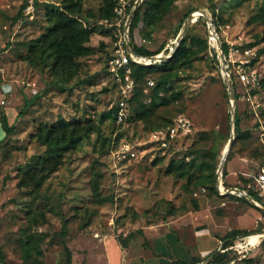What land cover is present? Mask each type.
<instances>
[{
	"label": "rangeland",
	"instance_id": "1",
	"mask_svg": "<svg viewBox=\"0 0 264 264\" xmlns=\"http://www.w3.org/2000/svg\"><path fill=\"white\" fill-rule=\"evenodd\" d=\"M113 1L110 20L98 17L100 0L79 3L76 17L88 31L85 46L89 51L76 58L75 72L62 81V77L52 73L50 66L24 59L28 51L32 52L31 44L49 25L44 5L58 4L60 0L37 2L32 19L18 14L23 0H0V98L4 100L0 110L7 116L8 124L13 125L9 135H5L0 126V250L6 264H65L66 246L76 243L79 233L118 234L116 226L121 225L130 231L129 236H136L140 226L160 221L163 212L176 201L183 207H194L199 202L220 197L210 193L205 185L195 186L193 178L187 180L176 171L166 170L171 159L183 158L185 162L193 159L196 165L193 171L200 174L202 169L195 171V168L201 160L219 156L221 160L232 126L219 62L214 61L208 50L192 58L172 79L171 90L178 93L176 99L148 111L150 114L145 120H137L135 110H147L156 99L154 86L160 72H151L138 87L137 99L126 104V118H131L124 124H116L113 116L106 113L115 104V85L108 73L114 22L117 21L115 8L119 6L118 0ZM135 2L124 0L122 22L126 23ZM192 8H195L192 16L196 18L182 36L207 38L205 16L213 19L211 23L219 41L236 47L238 52L234 58L247 60L264 82V0H175L149 37L140 34V29L142 32L147 29L140 23L132 31V41L149 50L161 47L162 51L175 31L180 32ZM198 10L205 15L200 16L201 19L197 16ZM244 50H249L248 54ZM233 82L235 91L240 92L241 84L236 79ZM34 94L39 97L19 116L17 113L24 100ZM233 102V110L240 119L239 128L248 131L249 136L235 141L224 166L223 181L238 186L257 166L264 165V99L256 111L247 101ZM180 114L190 120V132L187 136L180 135L170 151L163 152L156 144L147 142L152 130L164 127ZM60 117L81 119L92 129L73 150L64 154L54 171L43 177L38 173L31 176L34 166L44 157V147L35 134L39 126ZM116 133L139 150L134 158L120 162L111 160L102 141ZM201 188L205 192L194 196ZM235 199L229 196L227 201ZM253 209L256 213L246 216L249 223L259 213ZM84 220L89 221L87 226L82 225ZM62 224H65L64 236L59 235ZM84 227L88 228L83 230ZM249 230L256 232L260 228ZM30 239L35 249L29 260H23V244ZM36 249H40L41 254H37ZM250 253L255 254L258 264H264V247Z\"/></svg>",
	"mask_w": 264,
	"mask_h": 264
},
{
	"label": "trees",
	"instance_id": "2",
	"mask_svg": "<svg viewBox=\"0 0 264 264\" xmlns=\"http://www.w3.org/2000/svg\"><path fill=\"white\" fill-rule=\"evenodd\" d=\"M174 1L175 0L140 1L139 5L134 11V14L131 17L127 30L128 43L134 53L145 56H154L155 54H158L161 51V47L157 48L156 50H149L142 44H135L132 41V31L141 23L147 29L143 32L140 29V34L149 37L152 28L155 27L156 24L166 15V13L170 9L171 4ZM80 2L81 0H60L58 4H45L44 14L49 25L31 44L29 50H32V52L28 51L24 57L25 60H30L33 63L36 62V64H42L46 67L50 66V70L52 71V73H55L58 76L62 77V81L69 79L75 72L77 64L76 58L87 55L89 51V49L85 46V43L88 41V31L82 25L80 20L76 17L78 12L80 11ZM100 2L101 7L99 9L98 17L101 19L110 20L113 15L112 9L114 1L100 0ZM24 3L25 0H23V2L21 3L18 12L19 16L21 17L24 16ZM194 9L195 8L190 9L187 13L193 11ZM198 19H201V17L199 16ZM211 20L213 22V19ZM177 32L178 29L173 34L172 40L175 39ZM221 46L224 51L226 49L225 43L222 42ZM207 50L212 53L214 61L218 64L214 49L208 46L207 38L201 39L197 36H188L187 34H184L180 38L176 48L174 49L169 58L161 59L149 65L130 63V76L133 80V94L127 101L129 104L132 103L135 99H137L138 87L140 88L143 82H146V77L153 71L160 72V76L157 78L154 86L155 93L157 94L156 99L151 102L147 110L143 108L136 109L134 112V119L145 120V118L150 114L149 112H151L153 109L162 105H166L170 101L175 100L176 95L178 93L171 90L172 79H174V76L177 74L179 69L189 64L192 58L198 57L201 52ZM163 53L167 54L168 50L165 49ZM110 57L111 56H109V58ZM108 73H110V75L112 76L109 70ZM112 79L115 85V104L112 105L106 113L108 115L110 114L114 116V113L116 111V103L119 100V91L118 83L114 80L113 76ZM232 85L234 98H237V92L235 91V85L233 80ZM261 87H264L263 81L261 82ZM169 91L171 92L168 95L167 93H169ZM159 92H164L168 96H166L165 94L159 95ZM37 97L39 96L34 94L30 98L25 99L22 107L19 109L17 114L19 116L22 115L25 112L26 108L31 103H33V101ZM129 118L131 117L129 116L128 118H126V121L129 120ZM174 118L169 120L163 126L169 127L172 124ZM239 123L240 119L234 111L233 140L226 154V158L223 162V166L221 169L222 184L226 188H229L231 186L225 184L223 181V173H225V163L229 159V155L235 144V141L237 139H244L249 136L248 131L240 130ZM0 126L4 131L5 135H9L12 133L13 125L8 124L6 115L2 110H0ZM90 129H92V127L86 126L81 119L74 118L67 120L62 117L58 118L56 121H53L51 123H44L39 126L35 137L39 144L44 147V157H42L34 166L35 169L33 168L34 170L32 171L31 176L36 175L38 173L39 177H43V175H45L46 173L54 171L60 165L64 154L73 150L80 143L82 137L88 134ZM184 136H187V134ZM121 139V134L117 133L114 136L110 135L108 138H103L102 145H105V151L108 152L111 147L121 142ZM175 143L176 142L171 143V145L167 148L158 147V149L163 150V152H168L174 147ZM134 149L136 153L139 152L138 149ZM191 153L193 152L189 151V154ZM219 161L220 156L218 158L211 157L208 161L201 160L195 168V171H198L199 168L202 169L200 170L201 173L198 174L193 171V168L196 166L194 165L193 159L187 162L183 161V158L177 161L171 159L168 162L166 170L167 172L176 171L178 176L186 177L187 180L193 178V184L195 186H197L198 184L205 185L210 190V193L218 195L216 191V170L218 168ZM258 167L259 166H257L256 169ZM246 181L247 178L245 177V179H243V183L238 185V187L243 188V185ZM96 195L98 196V192ZM98 201L102 202L104 201V198H98ZM195 207L196 205H194V208ZM88 222V220H84L82 225L87 226ZM86 228L88 227H84L83 230H85ZM259 228L260 230L264 228V221L262 227H258L257 230ZM246 234H248L247 230H232L224 237L225 241L223 243V248H226L229 245L233 244L235 241H237V236L242 237ZM59 235H65V224H62ZM74 235L70 239H72ZM260 246L264 247V236L261 237L258 240L256 246L249 250L247 253H240L230 249L218 251L215 252L205 264H232L236 261L240 262L241 264H258V261L254 258L255 254L251 255L250 252H253L255 248H259ZM66 247L68 254L66 257L65 264H68L70 263V249L68 245ZM34 249L35 248L32 245V239H30L29 241H25L22 249V259L29 260L31 251ZM35 252L37 254H41L40 249H36ZM33 261L36 262L39 260L33 258ZM0 264H6L3 259V253L1 252V250ZM191 264H195V262L193 261Z\"/></svg>",
	"mask_w": 264,
	"mask_h": 264
},
{
	"label": "crops",
	"instance_id": "3",
	"mask_svg": "<svg viewBox=\"0 0 264 264\" xmlns=\"http://www.w3.org/2000/svg\"><path fill=\"white\" fill-rule=\"evenodd\" d=\"M220 182L226 188L222 179ZM218 196L215 201L199 202L195 208L183 207L176 201L163 212L160 221L140 226L136 236H129L130 231L121 225L116 226L118 234L79 233L76 243L67 244L68 264H200L220 250L219 241L224 243V237L232 230L255 228L257 217L253 216L251 223L246 221L247 215L256 213L248 199L234 194ZM229 196L236 199L227 201Z\"/></svg>",
	"mask_w": 264,
	"mask_h": 264
},
{
	"label": "built area",
	"instance_id": "4",
	"mask_svg": "<svg viewBox=\"0 0 264 264\" xmlns=\"http://www.w3.org/2000/svg\"><path fill=\"white\" fill-rule=\"evenodd\" d=\"M41 0H25L23 6V14L29 19L33 18L35 6L37 2ZM119 6L115 8L117 21L113 32V49L111 57L108 60V70L111 72L114 80L118 83L119 100L116 103V111L114 113V121L116 124H124L126 121V104L127 100L131 97L133 92V80L130 76V63L149 65L159 61L157 56H162L165 49L168 50V55L175 46L174 39L158 54L154 56H145L134 53L130 46L126 47L128 42L127 26L122 22L120 14L122 12L124 0H118ZM208 26L207 43L209 47L214 49L216 58L220 66V75L225 84V89L229 93L227 82H231L236 79L242 86V90L237 92V98L233 101H247L252 110L256 111L263 105L264 99V87H261V77L257 72L249 66L247 60H241L234 58L237 54V48L232 47L230 42L225 41L226 49L223 51L221 41L214 26L212 29L209 28L211 23L206 20ZM210 29V30H209ZM249 50H244L245 54H248ZM151 83V82H148ZM233 92V85H232ZM234 96V95H233ZM4 104L3 98H0V105ZM234 104V102H233ZM191 122L190 120L180 114L176 116L169 127H160L152 130L149 133L147 142L156 144L160 148H167L171 143L178 140L181 135L184 136L190 132ZM113 143V142H112ZM109 155L113 162H120L125 159H132L136 155V151L133 146L122 140L118 144H115L109 149ZM247 181L244 183L243 188H224L221 187V172L217 175L216 173V190L218 194H234L238 197H244L250 201V203L256 207L259 211L258 216L255 220V229L259 227V223L264 221V165L259 166L252 173L246 176ZM205 192L204 188L194 192L193 195L198 197ZM264 229V228H263ZM262 229V230H263ZM248 234L239 237L237 241L223 248V243H220V250L226 249L234 250L237 252L247 253L249 250L254 248L258 243L259 237L251 239L252 236L259 234V232H251L247 230Z\"/></svg>",
	"mask_w": 264,
	"mask_h": 264
},
{
	"label": "water",
	"instance_id": "5",
	"mask_svg": "<svg viewBox=\"0 0 264 264\" xmlns=\"http://www.w3.org/2000/svg\"><path fill=\"white\" fill-rule=\"evenodd\" d=\"M140 1H141V0H136V2H135V6H134L133 9L131 10L130 14L127 16V19H126V26H127V27H128V24H129V22H130V19H131L132 15H133L134 10H135L136 6L139 4ZM193 11H194V10H193ZM193 11L189 12V14H188L186 20H185L184 23H183V26H182L180 32H179V33L177 34V36L175 37V39H174V41H175V46H174L173 50H172L168 55H165V56H163V55H162V56H161V55H160V56H157V58H159V60H161V59H167V58H169V57L171 56L172 52H173L174 49L176 48V46H177V44H178L180 38L182 37V34H183L184 31L186 30L187 26L190 24V22L193 21V18H196V17H193V16H192ZM197 16H205V15L203 14L202 11H200L199 14H197ZM205 18H206L207 21H209V22L211 23L210 18H208V17H206V16H205ZM207 27H208V26H207ZM212 27H213V24L211 23V25L209 26V28L212 29ZM210 29H209V30H210ZM126 47L129 48V43H128V42H126ZM227 86H228V88H229V93H228V100H229V113H230V115H229V121H230V124H231V126H232L231 129L233 130V124H234V112H233V111H234V110H233L234 104H233V99H234V96H233V92H232V83H231V82H227ZM232 130H231V134H230V136H229V138H228V140H227V146H226V150H225L226 152L229 150V148H230V146H231V143H232V140H233ZM222 164H223V159L220 160V165L218 166V168H217V170H216L217 175L220 174V172H221V166H222ZM259 234H260L259 238L263 237V236H264V229L261 230V231L259 232ZM214 253H215V252H214ZM214 253L210 254V255H209L204 261H202L200 264H205V263H206V262L212 257V255H213Z\"/></svg>",
	"mask_w": 264,
	"mask_h": 264
},
{
	"label": "bare ground",
	"instance_id": "6",
	"mask_svg": "<svg viewBox=\"0 0 264 264\" xmlns=\"http://www.w3.org/2000/svg\"><path fill=\"white\" fill-rule=\"evenodd\" d=\"M200 12V10H198ZM225 150H226V147H225ZM224 150L223 154L221 155V160L223 159V161L225 160V156L227 154V152ZM254 236H258L259 237V234L258 235H254Z\"/></svg>",
	"mask_w": 264,
	"mask_h": 264
}]
</instances>
